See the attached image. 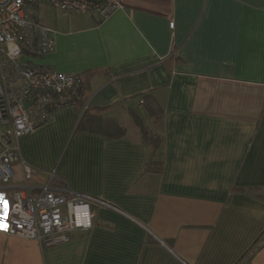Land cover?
<instances>
[{
  "label": "crops",
  "instance_id": "1",
  "mask_svg": "<svg viewBox=\"0 0 264 264\" xmlns=\"http://www.w3.org/2000/svg\"><path fill=\"white\" fill-rule=\"evenodd\" d=\"M91 18L53 29L41 64L103 73L84 105L55 110L19 147L115 209L93 206L92 227L53 246L0 233V264H264V0H119ZM107 106L121 137L80 130ZM139 123L162 139L158 172L145 171Z\"/></svg>",
  "mask_w": 264,
  "mask_h": 264
},
{
  "label": "built area",
  "instance_id": "2",
  "mask_svg": "<svg viewBox=\"0 0 264 264\" xmlns=\"http://www.w3.org/2000/svg\"><path fill=\"white\" fill-rule=\"evenodd\" d=\"M44 5L104 20L119 0H0V233L40 247L66 243L75 231L90 229L93 206L115 209L72 192L53 172L43 175L21 157L20 138L50 123L55 110L76 105L82 93L77 74L41 64L56 48L54 30L40 21Z\"/></svg>",
  "mask_w": 264,
  "mask_h": 264
},
{
  "label": "trees",
  "instance_id": "3",
  "mask_svg": "<svg viewBox=\"0 0 264 264\" xmlns=\"http://www.w3.org/2000/svg\"><path fill=\"white\" fill-rule=\"evenodd\" d=\"M102 73L103 71L101 70H88L78 75L82 82V93H81L80 101L76 104L77 107L79 106L81 107L82 105H84V103L88 98V94L90 92V85H89L90 80L93 77L100 75ZM142 99L144 103V108L148 113V115L149 116L157 115V113L160 110H158L156 106H154L155 104H152V99L153 102H155L152 94L151 93L145 94L142 96ZM112 107L113 106H107L103 108L96 107L93 111L90 112L92 114H87L86 117L84 116L85 119L80 124V130H87V131L103 134V136L106 139H114L121 137L123 135V130L118 126L117 123H115L113 120L102 119V115ZM89 126L93 127L92 130L88 129ZM138 128L142 140L148 145H150L151 148H153L151 152L152 157L150 158L149 162L146 164L145 171L158 172L160 171L159 162L155 161V157L157 155V151L159 150V148L161 149L160 145L162 143V139L158 135L153 133L151 130H149L147 127L143 126L142 123H139ZM263 236L264 234H262L261 237Z\"/></svg>",
  "mask_w": 264,
  "mask_h": 264
},
{
  "label": "rangeland",
  "instance_id": "4",
  "mask_svg": "<svg viewBox=\"0 0 264 264\" xmlns=\"http://www.w3.org/2000/svg\"><path fill=\"white\" fill-rule=\"evenodd\" d=\"M39 17L41 23L51 27L52 29H60L62 27V24H69L70 22H82V21H92L93 18L89 16H84V15H69L66 13H62L56 10H53L47 6H41L39 9ZM146 121H143V124L145 125ZM134 130H136V127L134 125ZM134 130H128V134L130 136L136 137V132ZM16 179H21L22 175L21 172L19 171V168L16 167ZM257 243V242H256Z\"/></svg>",
  "mask_w": 264,
  "mask_h": 264
}]
</instances>
